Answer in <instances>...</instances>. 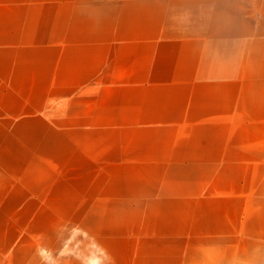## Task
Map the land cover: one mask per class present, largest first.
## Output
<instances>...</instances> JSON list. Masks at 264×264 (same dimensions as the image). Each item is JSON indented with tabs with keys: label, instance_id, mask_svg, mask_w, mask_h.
<instances>
[{
	"label": "crops",
	"instance_id": "obj_1",
	"mask_svg": "<svg viewBox=\"0 0 264 264\" xmlns=\"http://www.w3.org/2000/svg\"><path fill=\"white\" fill-rule=\"evenodd\" d=\"M0 264H264V0H0Z\"/></svg>",
	"mask_w": 264,
	"mask_h": 264
}]
</instances>
